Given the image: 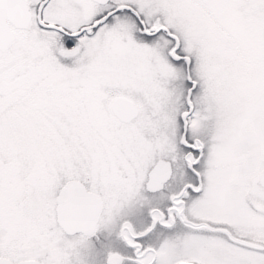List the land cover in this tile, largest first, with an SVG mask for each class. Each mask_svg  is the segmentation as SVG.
Wrapping results in <instances>:
<instances>
[{
	"label": "snow or ice",
	"instance_id": "6c2138e0",
	"mask_svg": "<svg viewBox=\"0 0 264 264\" xmlns=\"http://www.w3.org/2000/svg\"><path fill=\"white\" fill-rule=\"evenodd\" d=\"M0 264H264V0H0Z\"/></svg>",
	"mask_w": 264,
	"mask_h": 264
}]
</instances>
